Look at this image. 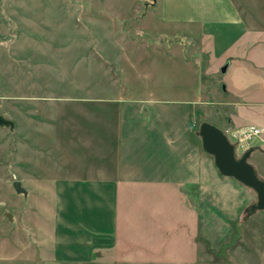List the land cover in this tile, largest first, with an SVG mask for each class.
Instances as JSON below:
<instances>
[{"label":"rangeland","instance_id":"obj_1","mask_svg":"<svg viewBox=\"0 0 264 264\" xmlns=\"http://www.w3.org/2000/svg\"><path fill=\"white\" fill-rule=\"evenodd\" d=\"M233 1L256 27L246 43L264 64V0ZM231 41L224 23L162 21L159 0H0V114L13 122L0 126V235H46L53 190L33 173L86 171L99 161L87 135L104 126L107 140L135 139L108 163L130 158L169 181L163 203L135 224L153 244L132 246L121 264H264L256 191L222 175L197 133L203 121L228 130L237 158L253 148L264 180V70L222 72ZM246 126L261 136L238 143ZM20 178L25 195L12 187Z\"/></svg>","mask_w":264,"mask_h":264},{"label":"crops","instance_id":"obj_2","mask_svg":"<svg viewBox=\"0 0 264 264\" xmlns=\"http://www.w3.org/2000/svg\"><path fill=\"white\" fill-rule=\"evenodd\" d=\"M159 14L162 21L176 24L224 23L232 38L225 70L241 67L257 76L264 70V64L257 62L246 43L251 38V29L256 27L245 21L233 0H159ZM94 103L98 107L101 102ZM101 120L85 119L88 125ZM102 130L103 135L100 132L87 135L88 141L97 142L96 150L90 154L99 161L90 164L86 171L33 173L37 188L53 190L49 231L39 238L34 230L33 241L28 240L25 228L0 235V264H121L130 257L132 246L153 244L146 238L139 239L135 224L152 211L149 206L163 203L162 191L169 181L160 175L147 178L138 173L130 158L125 163L121 159L108 163L121 152L119 142L135 139L134 135L122 139L112 132L107 140L104 126ZM19 174L25 178L32 173L21 165ZM155 212L161 222L157 227L162 229L167 215L164 208Z\"/></svg>","mask_w":264,"mask_h":264},{"label":"water","instance_id":"obj_3","mask_svg":"<svg viewBox=\"0 0 264 264\" xmlns=\"http://www.w3.org/2000/svg\"><path fill=\"white\" fill-rule=\"evenodd\" d=\"M226 65L221 68L224 72ZM13 122L0 114V126H11ZM198 135L202 148L212 155L219 172L227 177H233L257 193V202L253 208L264 209V180L258 175L255 166L249 161L253 148L246 150L240 157H236L235 146L225 133L214 124L203 121L199 125ZM15 192L27 194V190L19 180L12 182ZM9 218V213L7 214Z\"/></svg>","mask_w":264,"mask_h":264},{"label":"built area","instance_id":"obj_4","mask_svg":"<svg viewBox=\"0 0 264 264\" xmlns=\"http://www.w3.org/2000/svg\"><path fill=\"white\" fill-rule=\"evenodd\" d=\"M224 132V131H223ZM227 130L225 133H228ZM262 133V129L256 126H246L241 128L240 130L236 131L235 138L238 143H250L260 138Z\"/></svg>","mask_w":264,"mask_h":264},{"label":"flooded vegetation","instance_id":"obj_5","mask_svg":"<svg viewBox=\"0 0 264 264\" xmlns=\"http://www.w3.org/2000/svg\"><path fill=\"white\" fill-rule=\"evenodd\" d=\"M244 154V153H243Z\"/></svg>","mask_w":264,"mask_h":264}]
</instances>
